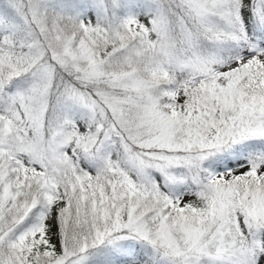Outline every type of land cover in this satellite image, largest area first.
<instances>
[{
  "label": "snow or ice",
  "instance_id": "6c2138e0",
  "mask_svg": "<svg viewBox=\"0 0 264 264\" xmlns=\"http://www.w3.org/2000/svg\"><path fill=\"white\" fill-rule=\"evenodd\" d=\"M0 264H264V0H0Z\"/></svg>",
  "mask_w": 264,
  "mask_h": 264
}]
</instances>
